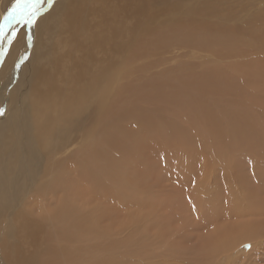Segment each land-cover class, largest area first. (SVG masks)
<instances>
[{
    "label": "bare ground",
    "instance_id": "obj_1",
    "mask_svg": "<svg viewBox=\"0 0 264 264\" xmlns=\"http://www.w3.org/2000/svg\"><path fill=\"white\" fill-rule=\"evenodd\" d=\"M13 2L0 0V18ZM28 35L0 57V264H173L148 261L142 240L98 243L97 223L157 207L148 161L169 143L229 154L251 142L264 159V0H57ZM170 49L174 66L145 80ZM250 193L233 209L264 216ZM261 236L264 223L226 228L189 264H253L234 253Z\"/></svg>",
    "mask_w": 264,
    "mask_h": 264
},
{
    "label": "rangeland",
    "instance_id": "obj_2",
    "mask_svg": "<svg viewBox=\"0 0 264 264\" xmlns=\"http://www.w3.org/2000/svg\"><path fill=\"white\" fill-rule=\"evenodd\" d=\"M169 52L163 55L166 59L178 57L176 50L170 49ZM175 57L166 61L161 67L149 69L145 80L153 79L162 69L174 66ZM250 143L246 142L243 146L236 147L229 154L224 151L217 153L215 149L206 144L197 146L194 153L187 154L184 151L185 148L173 142L163 149L166 156L162 154V157L165 159L150 155L149 170L146 174L147 193H150L148 197L157 204V207L142 210H135L136 207L119 208L109 212L110 220L97 223V230L104 231L98 243H112L117 247L119 243L126 240L138 239L146 244L144 251L147 253L148 261L156 262L157 255L161 254L163 260L167 256L166 258L171 259L173 264L182 259H184L182 264H189L196 257L202 258L203 256L198 253L203 250H201L203 246L205 247V241L216 234L220 235L224 229L237 227L239 224L264 223L263 215L252 216L246 209H233L234 194L236 197V193L241 192L243 188L249 190L251 196L254 192L258 193V199L264 201V178H261L264 175V159L253 155L252 150L254 149ZM78 145L80 144H73L68 149L69 153L76 150ZM151 161L154 163H150ZM158 169L160 174L156 171ZM164 171L171 175H167L171 179L167 177L168 180H166ZM246 200L249 201V197ZM238 207L244 206L238 205ZM148 212H150L149 216L155 215L152 224L147 225L135 219L136 216H142ZM91 237V235L86 236L84 239L87 240H82L81 243L74 241L70 243L71 245L61 244H65L68 248L76 246L86 248L94 243L93 239H89ZM259 240H264V237L256 239L257 242ZM247 244L251 245V243ZM208 247L203 252L205 257L212 252L214 254V248ZM123 250L119 249V251ZM144 251L140 252L142 257ZM245 252L250 254L247 258H250L253 264H264V245L256 249L251 246L247 251L241 248L234 254L242 259V253ZM161 256L159 255V258L162 261ZM220 256L210 260L215 259L216 261L218 258L219 261L216 264H224Z\"/></svg>",
    "mask_w": 264,
    "mask_h": 264
},
{
    "label": "snow or ice",
    "instance_id": "obj_3",
    "mask_svg": "<svg viewBox=\"0 0 264 264\" xmlns=\"http://www.w3.org/2000/svg\"><path fill=\"white\" fill-rule=\"evenodd\" d=\"M56 2L57 0H14L6 14L0 18V57L7 55L9 48L17 41L21 29L29 33L27 39L31 41L32 30L38 25V21L54 8ZM27 59L26 54L21 56L16 67ZM0 115L3 113L0 112ZM250 248V244L243 245L245 251Z\"/></svg>",
    "mask_w": 264,
    "mask_h": 264
}]
</instances>
